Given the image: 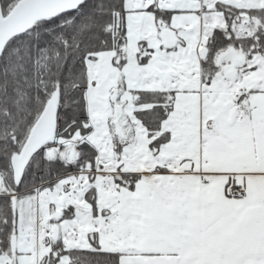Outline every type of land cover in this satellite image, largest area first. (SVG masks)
Returning a JSON list of instances; mask_svg holds the SVG:
<instances>
[{
	"label": "snow or ice",
	"instance_id": "6c2138e0",
	"mask_svg": "<svg viewBox=\"0 0 264 264\" xmlns=\"http://www.w3.org/2000/svg\"><path fill=\"white\" fill-rule=\"evenodd\" d=\"M0 264H264V0H0Z\"/></svg>",
	"mask_w": 264,
	"mask_h": 264
}]
</instances>
